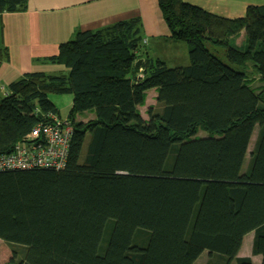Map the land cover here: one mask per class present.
<instances>
[{
	"label": "trees",
	"instance_id": "16d2710c",
	"mask_svg": "<svg viewBox=\"0 0 264 264\" xmlns=\"http://www.w3.org/2000/svg\"><path fill=\"white\" fill-rule=\"evenodd\" d=\"M157 4L186 61L149 55L135 16L108 39L76 31L43 59L65 70L0 89V156L40 123L72 126L62 168L0 169L12 264H194L203 252L204 264H264V4L235 18ZM26 5L0 0V14ZM152 88L159 108L143 113ZM50 93L71 94L65 118Z\"/></svg>",
	"mask_w": 264,
	"mask_h": 264
},
{
	"label": "crops",
	"instance_id": "0c3cea01",
	"mask_svg": "<svg viewBox=\"0 0 264 264\" xmlns=\"http://www.w3.org/2000/svg\"><path fill=\"white\" fill-rule=\"evenodd\" d=\"M184 1L226 18L244 15L250 4H264V0ZM135 16L141 19L144 49L149 55L164 53L161 58L169 65L186 61L187 47L168 37L157 0H27L24 11L0 14V48H6L8 54L0 56V89L26 72L59 70L61 65L43 59L57 53L59 44L71 39L76 31L91 30L97 37L108 39L115 36L119 20ZM243 38L241 31L236 42ZM148 91L156 96L154 88ZM198 259L194 264H204L207 258L202 262Z\"/></svg>",
	"mask_w": 264,
	"mask_h": 264
},
{
	"label": "built area",
	"instance_id": "2783aa9c",
	"mask_svg": "<svg viewBox=\"0 0 264 264\" xmlns=\"http://www.w3.org/2000/svg\"><path fill=\"white\" fill-rule=\"evenodd\" d=\"M71 133L72 126L67 122L40 123L27 136L29 145H15L10 154L0 156V169L62 168L66 162ZM35 139L38 141L35 142Z\"/></svg>",
	"mask_w": 264,
	"mask_h": 264
},
{
	"label": "rangeland",
	"instance_id": "374dc122",
	"mask_svg": "<svg viewBox=\"0 0 264 264\" xmlns=\"http://www.w3.org/2000/svg\"><path fill=\"white\" fill-rule=\"evenodd\" d=\"M239 42V40L237 41V43ZM156 56H160L163 57L164 53H159V54H155ZM65 67H61L59 69V72H61V69H64ZM65 70V69H64ZM51 73V72H50ZM148 95L145 96V105L141 108L143 112H146V109L149 106L154 107V109L159 108V104H157L155 102V98L154 96H150V92L148 91V93H146ZM49 99H51L59 108V113H60V117L65 118L68 110L70 108L71 105V100H72V96L71 94H56V93H50L49 95ZM90 115H87V117H89ZM257 127L255 128V132L252 136V140L250 143V146L248 148V153H247V157L249 155V152L252 149V145L254 143L255 140V136H256V132H257ZM198 135H203L206 134V132L203 129H199L198 130ZM252 238H253V232H248L247 234H245L244 238H243V242L239 251V255L241 256H251V244H252ZM10 254L11 251L7 246L6 241H4L3 239H0V263L1 264H12L10 262ZM202 256H204L203 254H201V256L199 257V262H202L204 260V258H207V255L205 253L204 258H202ZM252 258L254 259L253 264H259L260 262V256H252ZM206 261V260H205Z\"/></svg>",
	"mask_w": 264,
	"mask_h": 264
}]
</instances>
